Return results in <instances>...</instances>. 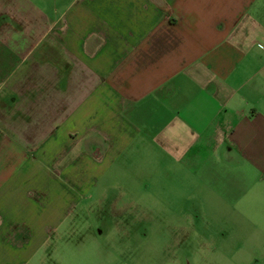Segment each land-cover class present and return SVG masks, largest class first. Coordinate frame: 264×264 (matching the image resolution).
Segmentation results:
<instances>
[{
	"label": "crops",
	"instance_id": "1",
	"mask_svg": "<svg viewBox=\"0 0 264 264\" xmlns=\"http://www.w3.org/2000/svg\"><path fill=\"white\" fill-rule=\"evenodd\" d=\"M149 170L214 207L227 259L264 254V0H0V264Z\"/></svg>",
	"mask_w": 264,
	"mask_h": 264
},
{
	"label": "rangeland",
	"instance_id": "2",
	"mask_svg": "<svg viewBox=\"0 0 264 264\" xmlns=\"http://www.w3.org/2000/svg\"><path fill=\"white\" fill-rule=\"evenodd\" d=\"M171 175L162 174L158 182L154 170L140 175L120 172L98 191L91 190L93 199L71 200L74 217L63 224L61 237L51 236L54 248L43 264H228L220 252L226 244L217 236L226 231L225 225L209 219L214 207L207 200L186 199L185 186L177 189L184 197L165 200L163 191L169 192L174 181ZM85 189H75L74 195L85 199L90 193ZM200 202L205 203L206 220L199 214ZM228 255L234 257L229 264H264L261 253Z\"/></svg>",
	"mask_w": 264,
	"mask_h": 264
}]
</instances>
